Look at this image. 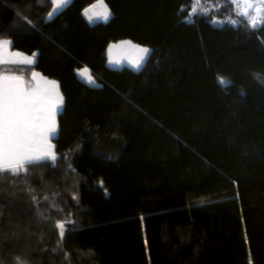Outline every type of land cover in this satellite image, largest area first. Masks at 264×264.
<instances>
[{"label":"trees","instance_id":"1","mask_svg":"<svg viewBox=\"0 0 264 264\" xmlns=\"http://www.w3.org/2000/svg\"><path fill=\"white\" fill-rule=\"evenodd\" d=\"M98 1L49 19L50 0H0V40L36 55L0 73L64 96L55 166L0 173V264H264V25L226 0L193 23L192 0H103L111 18L89 23ZM125 40L151 50L137 71L108 65ZM57 220L75 225L63 242Z\"/></svg>","mask_w":264,"mask_h":264},{"label":"snow or ice","instance_id":"2","mask_svg":"<svg viewBox=\"0 0 264 264\" xmlns=\"http://www.w3.org/2000/svg\"><path fill=\"white\" fill-rule=\"evenodd\" d=\"M71 0H50L53 5L52 11L48 12V18L66 7ZM237 10V15L243 17L252 29H258L264 25V0H226ZM223 6V5H221ZM82 14L89 23H95L100 20L108 22L112 16L110 8L100 0L99 4H93L85 8ZM207 10L197 11L192 8L189 12L187 22L193 23L194 18L199 15H208ZM213 25L223 26L230 24L237 26L241 21L226 15L220 20L213 15L209 21ZM12 42L9 40H0V65L7 64V56L10 52ZM112 48L131 50L136 53L135 57H129V62L135 70L142 68L147 56L151 50L146 47L132 45L126 41L121 45H113ZM112 48L109 49L110 63H120L117 59H112ZM13 56L19 53H11ZM35 54L25 56L24 62L32 65L35 62ZM79 77L84 78L89 85L95 86V79L87 67L77 72ZM40 74L33 72L32 78L35 83L25 81L22 77L10 74L7 70L0 73V173L9 172L13 176H18L21 172L27 173L28 166L50 161L53 167L58 159L55 146L52 140L56 137L58 131L57 115L62 109L64 99L59 91L56 81L47 78L37 79ZM221 85L230 83L223 77H218ZM31 193V189H29ZM45 200L48 197H44ZM73 199H78L73 195ZM32 201L37 204L35 195H32ZM73 225L66 227V225ZM55 227L59 230L61 242L66 235L75 231L73 221L57 220ZM67 259V254H65ZM17 261L20 258L17 257ZM24 264V262H21Z\"/></svg>","mask_w":264,"mask_h":264},{"label":"crops","instance_id":"3","mask_svg":"<svg viewBox=\"0 0 264 264\" xmlns=\"http://www.w3.org/2000/svg\"><path fill=\"white\" fill-rule=\"evenodd\" d=\"M71 2H72V0H71ZM70 2V3H71ZM69 3V4H70ZM100 3V1H98L96 4H99ZM68 4V5H69ZM67 5V6H68ZM66 6V7H67ZM66 7H63V8H61V9H59V10H57L54 14H53V16L51 17V18H53L55 15H57L59 12H61L62 10H64ZM53 9V8H52ZM52 11V10H51ZM51 18H49V19H51ZM10 41V40H9ZM126 41H128V40H125V41H120V42H118V43H114V44H111L110 46H109V48H112V46L113 45H121V44H123L124 42H126ZM131 42V41H130ZM133 42H131V44H132ZM132 45H135V44H132ZM109 48H108V51H109ZM114 49H117V51H118V54L119 55H121L122 53H124V52H130V50H125V49H120V51H119V48H114ZM132 52H134V51H132ZM11 53H19V55H17V56H13V55H11ZM135 53V52H134ZM125 54V53H124ZM130 54H132L131 52H130ZM135 55H136V53L135 54H133V58L135 57ZM25 56H30V55H26V54H24V53H22V52H19V51H15V50H13L12 49V46H11V48H10V52H9V54H8V56H7V59H8V63L7 64H3V65H20V66H33L34 64H35V62H36V55H35V62H34V64H32V65H28V64H26L25 62H24V57ZM32 56V55H31ZM148 57V56H147ZM147 59V58H146ZM108 61H109V55H108ZM143 65H144V63H143ZM0 66H2V65H0ZM127 66V65H126ZM111 67L112 68H117V69H120V68H122V67H120V66H118L117 64H112L111 65ZM128 67H131V69L133 68L132 67V65L130 64V65H128ZM134 69V68H133ZM80 70H82V69H80ZM135 70V69H134ZM79 71V70H78ZM77 71V72H78ZM137 71V70H136ZM33 72H36V73H39L40 74V76L39 77H37V79H41V78H47L48 80H51V81H56V80H53V79H50V78H48V77H46V76H44L41 72H39V71H37V70H33L31 73H30V75H29V77H26L25 76V74L23 73V74H16V73H11V74H14V75H17V76H20V77H22L25 81H27V82H30V83H35V81L33 80V78H32V73ZM90 72V71H89ZM91 73V72H90ZM93 76V75H92ZM79 77V76H78ZM82 81H84L85 83H87V81L84 79V78H82V77H79ZM57 82V81H56ZM57 84H58V86H59V91H60V93L62 94V92H61V89H60V85H59V83L57 82ZM88 84V83H87ZM89 85V84H88ZM97 85V82L95 81V86ZM90 86H93V85H90ZM63 95V94H62ZM63 99H64V96H63ZM63 106H64V103H63ZM63 106H62V109H63ZM62 109L60 110V112L62 111ZM59 112V113H60ZM59 113H58V115H59ZM58 115H57V123H58ZM58 132H59V124H58V131H57V134H56V137H57V135H58ZM55 137V138H56ZM54 138V139H55ZM54 139L52 140V144L55 146V143H54ZM56 151V150H55Z\"/></svg>","mask_w":264,"mask_h":264},{"label":"rangeland","instance_id":"4","mask_svg":"<svg viewBox=\"0 0 264 264\" xmlns=\"http://www.w3.org/2000/svg\"><path fill=\"white\" fill-rule=\"evenodd\" d=\"M199 12V11H198ZM114 44V43H113ZM132 44H134V43H132ZM136 45V44H135ZM137 46H140V45H137ZM140 47H143V46H140ZM147 48V47H146ZM110 49V48H109ZM126 50V49H125ZM119 51H120V48H119ZM130 52L132 53V54H130ZM130 52L128 51V52H124V53H122L121 55H119L118 54V51H117V49H114V48H112V53H111V55H112V59H113V61H115V60H119L120 61V63H115V64H117L118 66H120V67H128V65H130V62H129V57H133V54H135L134 52H132L131 50H130ZM107 54L109 55V51H107ZM149 56V55H148ZM148 58V57H147ZM147 60V59H146ZM145 63V62H144ZM112 64H114V63H110V61H108V65L111 67V65ZM127 65V66H126ZM129 68H131V67H129ZM117 69V68H116ZM133 69V68H132ZM134 70V69H133Z\"/></svg>","mask_w":264,"mask_h":264},{"label":"built area","instance_id":"5","mask_svg":"<svg viewBox=\"0 0 264 264\" xmlns=\"http://www.w3.org/2000/svg\"><path fill=\"white\" fill-rule=\"evenodd\" d=\"M194 7L197 9V11L199 10V7L201 6V0H192Z\"/></svg>","mask_w":264,"mask_h":264}]
</instances>
